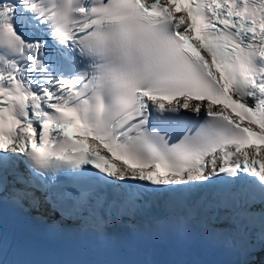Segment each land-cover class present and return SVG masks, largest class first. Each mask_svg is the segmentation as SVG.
Instances as JSON below:
<instances>
[{
	"label": "snow or ice",
	"instance_id": "snow-or-ice-1",
	"mask_svg": "<svg viewBox=\"0 0 264 264\" xmlns=\"http://www.w3.org/2000/svg\"><path fill=\"white\" fill-rule=\"evenodd\" d=\"M5 206L264 246V0H0Z\"/></svg>",
	"mask_w": 264,
	"mask_h": 264
}]
</instances>
